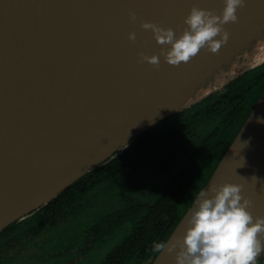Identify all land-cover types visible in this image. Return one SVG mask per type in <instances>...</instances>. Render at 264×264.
<instances>
[{
  "label": "water",
  "instance_id": "obj_1",
  "mask_svg": "<svg viewBox=\"0 0 264 264\" xmlns=\"http://www.w3.org/2000/svg\"><path fill=\"white\" fill-rule=\"evenodd\" d=\"M193 6L219 15L224 5L223 0H0V178L7 176L4 175L7 172L15 173L8 182L0 181L4 190L0 195V233L121 153L144 131L220 92L264 63L263 57L215 91L179 109H173L172 105L164 109L161 103L144 114L146 102H142L150 96L175 91L178 93L173 98L175 103L183 92L202 91L206 83L225 76L236 63L228 61L226 55L241 33L261 32L262 37L250 39L253 43L250 51L264 53V0H246L245 6L237 9V21L223 26L229 39L216 53L202 49L186 63L166 64L160 56L161 46L150 30L141 28V23L151 22L179 34L185 29L183 20ZM130 12L136 14L134 22L130 20ZM129 32H135L134 42L128 39ZM241 50L244 54L247 51ZM140 53L157 55L159 64L138 62ZM32 84L40 89L26 93ZM263 98L264 92L245 123ZM177 101L182 102L180 98ZM77 121L93 131L120 124L116 128L119 137L129 122L137 129L128 141L90 167L86 165L95 154L92 146L97 141V146L107 143L100 141L97 133L92 136L95 142H91L88 151L83 146L81 152L67 156L55 149L57 156L53 157L54 152L46 150L47 139L69 146L70 141L61 139L66 132L80 133L76 139H83L87 134L82 127L73 129ZM239 133L203 189L213 179ZM260 156L264 160V153ZM255 166L252 162L244 165L242 175L252 173ZM247 181L246 184L240 179L237 183L243 186L241 195L252 201L249 211L254 218L264 216V166ZM9 183L14 185L8 187ZM188 213L189 210L167 241L176 238ZM259 238L264 240V233ZM163 252L151 264H175V254L167 252L162 256ZM263 254L264 250L258 253L253 264Z\"/></svg>",
  "mask_w": 264,
  "mask_h": 264
},
{
  "label": "trees",
  "instance_id": "obj_2",
  "mask_svg": "<svg viewBox=\"0 0 264 264\" xmlns=\"http://www.w3.org/2000/svg\"><path fill=\"white\" fill-rule=\"evenodd\" d=\"M263 92L264 63L220 92L144 131L125 150L75 181L47 205L5 228L0 233V264L5 262L1 256L9 242L76 220L98 188L112 189L124 205L106 213L87 230L85 250L128 222L126 234L100 264H127L131 260V264H151L158 255L152 250L153 241H167ZM168 170L173 175L153 202L135 200L125 193L139 175L149 181Z\"/></svg>",
  "mask_w": 264,
  "mask_h": 264
},
{
  "label": "clouds",
  "instance_id": "obj_3",
  "mask_svg": "<svg viewBox=\"0 0 264 264\" xmlns=\"http://www.w3.org/2000/svg\"><path fill=\"white\" fill-rule=\"evenodd\" d=\"M246 0H223L219 15L193 6L183 23V32L161 28L151 22H142L141 28L151 31L152 38L161 46L160 56L166 64L178 66L188 62L202 49L216 53L229 39L224 25L238 19V8ZM130 20H136L134 12ZM128 39L136 40L135 32ZM138 62L158 65L157 55L140 53ZM258 120L264 119L259 118ZM242 185L233 183L212 184L200 191L193 200L182 233L174 240L153 241L152 250H167L175 254V264H253L254 258L264 250V216L253 217L249 209L252 201L241 195Z\"/></svg>",
  "mask_w": 264,
  "mask_h": 264
},
{
  "label": "bare ground",
  "instance_id": "obj_4",
  "mask_svg": "<svg viewBox=\"0 0 264 264\" xmlns=\"http://www.w3.org/2000/svg\"><path fill=\"white\" fill-rule=\"evenodd\" d=\"M256 26V24L254 25ZM257 27V26H256ZM254 37H262L261 32L254 30L251 32H248L247 35L245 33H241L237 38L236 42L232 45V47L229 49L227 53V60L230 62H236L235 66L232 68V70H228L226 75L220 78L219 80L210 83H206V86L204 85V81H202V86L204 90L193 92L190 91L189 93L183 92L177 99H181L182 102L175 101L173 98L176 97L178 94L177 92L173 91L171 94H168L166 92L161 93L158 97L150 96L146 98L142 103L146 102V105L143 107V113L146 114L148 112H151L153 109V106L159 105L161 103L163 104V108L167 109V105H172L173 109H179L182 106H185L189 103L194 102L198 98L202 97L203 95L210 93L212 91H215L218 87L223 85L225 82L232 79L234 76L239 74L240 72L244 71L245 69L253 66L254 63H257L261 61L264 57V53H253L250 51L253 43L250 41L251 38ZM241 48H245L247 51L244 53H241ZM237 52H240V54ZM238 55L239 58L237 60L235 57ZM225 69H228V66L225 67ZM212 78V77H211ZM207 81V80H205ZM209 81V80H208ZM178 84V83H177ZM176 86V85H175ZM177 87V86H176ZM193 87V85H192ZM28 91H25L26 93H34L35 91H38L40 89V86L37 84H32L29 86ZM164 101V102H163ZM159 107V106H156ZM162 109V108H161ZM47 110H44L46 112ZM152 116H155L153 114ZM149 116V117H152ZM15 117V116H14ZM259 118L264 119V98L261 100L258 108L252 113V115L249 117L247 122L245 123L244 127L240 131L238 137L234 141L233 145L229 149L227 155L225 156L220 168L214 175L213 179L209 183L208 186L212 184H221V183H233L237 184L240 179H244L245 183L247 184V180L249 177L255 173V171H259L262 166H264V160L262 158V155L264 153V122L262 120H258ZM16 118V117H15ZM20 120V119H19ZM21 121V120H20ZM81 121H77V125L73 126V129H78L79 127H82V130L86 132L87 135L84 136L83 139L77 140L76 137L78 135H74L73 132H66L63 136H61V139H67L69 142V146L65 145H57L52 142V140L47 139L45 140V143H47L46 150L53 151V157H56L57 154L55 152V149H57V152H64L67 156L75 155L78 152L82 151L83 146L87 148V151L92 146L91 142H95V134L97 133V136L100 138V141L107 142L106 145L103 146H97V143L92 146L94 148L95 154L92 156V158L88 161L89 165L86 166H92L96 161L101 160L105 158L112 150L116 149L119 145H121L123 142L128 141L133 131H135V124L132 122L127 123V128L124 130V134L119 137L118 126L120 124L111 125L112 128H107V125L102 130H89L88 128H85L86 125L83 124ZM129 127V128H128ZM135 129V130H134ZM103 132V133H102ZM94 134V135H93ZM94 136V137H92ZM56 141V140H55ZM80 144V147L77 146ZM250 162L254 163L255 169L254 171L247 172V174L242 175L244 168L250 164ZM256 162V163H255ZM50 164V162H49ZM38 170V169H36ZM35 170V171H36ZM45 173V170L43 171ZM207 186V187H208ZM186 218L181 223L179 229L177 230V235H180L183 231L184 225H185ZM175 238L173 237L172 240ZM168 251L164 250L162 253V256H164Z\"/></svg>",
  "mask_w": 264,
  "mask_h": 264
},
{
  "label": "rangeland",
  "instance_id": "obj_5",
  "mask_svg": "<svg viewBox=\"0 0 264 264\" xmlns=\"http://www.w3.org/2000/svg\"><path fill=\"white\" fill-rule=\"evenodd\" d=\"M255 25V24H254ZM9 161V160H7ZM8 163V162H7ZM14 172H7L0 181L13 177ZM172 170L164 172L160 178L143 179L142 175L133 179V187H126L125 193L135 200L153 202L166 187L171 179ZM151 177V176H149ZM6 184V183H5ZM9 183L7 186H13ZM4 193L0 187V195ZM114 191H105L98 188L86 200L83 213L76 220H69L53 230L43 231L37 235H23L15 241L4 246L5 251L1 264H100L106 255L119 244L122 236L126 234L128 222L118 226L106 239L91 246L86 252L84 236L87 230L97 223L106 213L112 212L124 205V200L114 196ZM1 244V243H0ZM1 248V247H0ZM82 252V253H81ZM264 256V254H263ZM132 260L127 264H131Z\"/></svg>",
  "mask_w": 264,
  "mask_h": 264
},
{
  "label": "flooded vegetation",
  "instance_id": "obj_6",
  "mask_svg": "<svg viewBox=\"0 0 264 264\" xmlns=\"http://www.w3.org/2000/svg\"><path fill=\"white\" fill-rule=\"evenodd\" d=\"M85 242V240H84ZM90 250V249H89ZM88 250V251H89ZM87 252V251H86ZM82 253V252H81ZM264 263V256L261 257V259L259 260V262L257 264H263Z\"/></svg>",
  "mask_w": 264,
  "mask_h": 264
}]
</instances>
